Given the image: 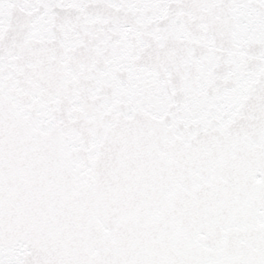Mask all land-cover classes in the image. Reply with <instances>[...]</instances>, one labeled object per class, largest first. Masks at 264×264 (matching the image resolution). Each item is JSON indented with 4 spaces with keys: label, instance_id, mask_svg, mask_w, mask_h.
Returning <instances> with one entry per match:
<instances>
[{
    "label": "snow or ice",
    "instance_id": "1",
    "mask_svg": "<svg viewBox=\"0 0 264 264\" xmlns=\"http://www.w3.org/2000/svg\"><path fill=\"white\" fill-rule=\"evenodd\" d=\"M0 264H264V0H0Z\"/></svg>",
    "mask_w": 264,
    "mask_h": 264
}]
</instances>
